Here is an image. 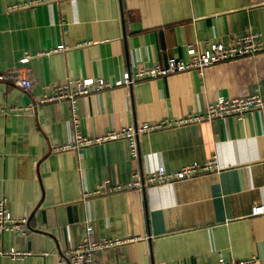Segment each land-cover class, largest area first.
Masks as SVG:
<instances>
[{
	"label": "crops",
	"instance_id": "0c3cea01",
	"mask_svg": "<svg viewBox=\"0 0 264 264\" xmlns=\"http://www.w3.org/2000/svg\"><path fill=\"white\" fill-rule=\"evenodd\" d=\"M25 1L0 0V200L13 215L29 217L30 231L0 232V250L32 254H0V264H67L63 252L78 242L85 219L99 237H143L90 264L264 261V215L253 214L264 203V109L142 134L137 156L127 139L51 148L76 130L94 137L179 119L222 97L264 96V52L86 96L77 126L68 101L35 106L67 77L115 82L143 64L187 60L190 47L204 51L252 31L264 40V0H62L10 8ZM59 46L67 50L37 55ZM15 69L29 75L31 89L19 84ZM208 160L216 161L214 171L82 201L85 189L107 179L125 183L159 166Z\"/></svg>",
	"mask_w": 264,
	"mask_h": 264
},
{
	"label": "built area",
	"instance_id": "2783aa9c",
	"mask_svg": "<svg viewBox=\"0 0 264 264\" xmlns=\"http://www.w3.org/2000/svg\"><path fill=\"white\" fill-rule=\"evenodd\" d=\"M62 0H30L11 5L10 8H27L44 3H59ZM67 47L59 46L48 51L37 53L38 56L62 52ZM264 52V40L260 33L252 31L243 35L231 37L226 41H215L209 43L204 51H198L194 47L189 48L190 58H170L166 64H143L137 67L132 73L126 71L123 77L115 82H110L100 77H67L65 80L50 85L51 92H44L36 101L35 106L68 101L73 112V122L78 125V104L84 97L99 94L106 89L115 86H132L137 81L144 79L168 76L174 73L196 70L203 73L204 69L212 64L228 61L235 58L247 57ZM31 55L23 57V62H28ZM18 77L19 84L26 90L33 87V81L29 75H23L20 70H13ZM4 80L5 75H0ZM11 109L15 112H21L23 107L14 106ZM264 109V96L260 93H253L241 97L225 98L222 97L215 102L208 103L198 111L189 113L179 119H164L156 123H143L141 125H130L121 129H111L102 134L90 137L82 134L80 131H74L71 139L61 146H52L54 151H63L70 149H79L95 144H103L117 139H127L133 156L138 155V138L142 134L150 133L156 130L165 129L174 126H184L202 121H212L215 118L234 117L240 119L245 113ZM216 161L208 160L203 162L194 161L186 163L177 170H168L163 166L156 167L145 174L136 173L133 179L125 183H115L107 179L99 183L94 189H85L82 194V201L122 191L133 189L143 190L149 185L158 183L173 182L191 178L203 173L214 171ZM254 215H264V203L255 206ZM12 231L19 235H27L30 231V219L27 215L15 216L11 213L6 198L0 200V232ZM143 237L138 234H129L125 237H99L96 234L93 222L90 219L83 221V230L78 242L65 250L62 259L67 264H90L95 257L102 251L112 247L121 246L126 243H137ZM0 254L8 255L12 258H22L31 255L28 250H18L15 248L0 250ZM46 254V253H45ZM207 264H264L258 256L254 255L243 259H228L219 257L215 263Z\"/></svg>",
	"mask_w": 264,
	"mask_h": 264
}]
</instances>
